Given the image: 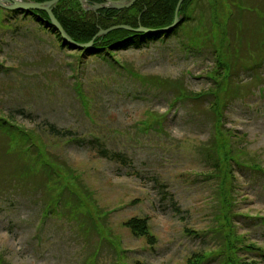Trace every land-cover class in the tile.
<instances>
[{
  "label": "rangeland",
  "instance_id": "1",
  "mask_svg": "<svg viewBox=\"0 0 264 264\" xmlns=\"http://www.w3.org/2000/svg\"><path fill=\"white\" fill-rule=\"evenodd\" d=\"M191 2L176 35L87 58L0 7V118L45 151L0 128V264H264V64L237 66L238 50L264 55V0ZM177 87L219 101L205 108L225 128L173 103Z\"/></svg>",
  "mask_w": 264,
  "mask_h": 264
},
{
  "label": "trees",
  "instance_id": "2",
  "mask_svg": "<svg viewBox=\"0 0 264 264\" xmlns=\"http://www.w3.org/2000/svg\"><path fill=\"white\" fill-rule=\"evenodd\" d=\"M38 2H45L48 0H35ZM90 2H101L102 0H89ZM180 0H138L133 6L126 8L121 11L116 10H108L102 9L98 12H86L82 9L80 3L77 0H62L60 1L53 9V13L56 16L57 20L61 23L64 30L67 34L77 43L85 44L92 41L100 29H108L117 25H128L133 28H138L139 26H143L145 28L160 30L164 28H168L174 23L175 20V11ZM194 0H185L180 8V16H182V22L174 29L166 30L165 32H153L148 34H136L133 32H127L124 30L114 31L104 37H98L95 40L94 46L89 49L77 50L75 47L69 45L64 39L61 37L60 33L54 28L49 22V17L46 13L40 11H32V12H21L15 11V14H23L26 18L32 17V19L38 23L41 28L46 29L50 33H52L58 41L60 42V46L64 49L77 50L80 51L81 57H97L102 55H109L110 53L118 52V51H127L131 48L134 49H142L145 45H148L152 42H156L157 40L168 39L173 35H176L178 31L185 25L191 23L195 20L194 16L190 14L189 9L194 2ZM211 5V4H210ZM213 6V4H212ZM211 7V14L213 16V11L215 8ZM231 8H234L232 5ZM193 11V9H192ZM215 13V12H214ZM28 16V17H27ZM216 16V14H215ZM213 16V18L215 17ZM213 18H211V22L214 23ZM237 16L232 14L228 21L227 36L229 44H238V47L246 42V35L244 38L242 37L243 32H240L238 39H234L233 34V21L236 22ZM215 24V23H214ZM237 25V22H236ZM239 40L242 41V44L239 45ZM245 40V41H244ZM252 47H264V42H254L252 43ZM192 48V47H191ZM254 63V64H252ZM264 64V55H256L254 56L251 53V50L248 49L247 52L244 50L237 51V66L238 69H245L247 72H250L252 69H255L257 65ZM222 65V66H221ZM220 68L223 72L226 73L227 83L233 73L234 69V61L232 60V56L230 55V59L225 64H220ZM176 93L174 94L175 98L173 103L178 104L181 102L191 101L193 104L197 106V109L205 112L206 115L209 116L210 120H212V129L216 128L219 120H221V127L225 128V120L218 119L214 113H208L207 107L214 109L215 106L220 104L218 101H211L207 103L203 98L202 94H196L193 92L186 91L183 88L177 87ZM240 92L248 91L244 87L239 88ZM211 94H217L215 91L209 92ZM219 94V93H218ZM201 97V98H200ZM201 104L202 106H199ZM8 118H0V128L6 130L7 134L10 136H14L16 133L11 130V123L8 121ZM217 122V123H215ZM222 136L226 138L224 141L231 147L232 140L227 137V134L231 132L229 129H225V132H222ZM52 135L56 137H64L69 139H74L72 136V132L69 130H61L55 126L50 127V131ZM31 134L33 132L24 131L19 132L16 136H18L17 143L22 142L24 144L21 145L22 149H25V152L29 155V153L36 157L39 161L43 158L44 152H42L41 148L37 147L38 143L41 142V137L36 135L33 137ZM10 136V137H11ZM14 136V137H16ZM11 137V138H14ZM12 140V139H11ZM76 140V139H75ZM29 143L31 145L26 144ZM94 144V141L90 142ZM215 148H218L219 145L216 141L213 143ZM34 147L35 152H33L32 148ZM46 156L49 154L46 152ZM100 154L104 158H109V152L106 149H100ZM50 156V155H49ZM211 158V156H210ZM51 159V158H50ZM54 161V159H52ZM218 162V160H216ZM217 168L218 165L214 164ZM148 219H140L133 218L130 219L126 226L131 229L133 235L135 237H147L153 242V236L149 233V226L147 223ZM135 264H145L143 262H137Z\"/></svg>",
  "mask_w": 264,
  "mask_h": 264
},
{
  "label": "water",
  "instance_id": "3",
  "mask_svg": "<svg viewBox=\"0 0 264 264\" xmlns=\"http://www.w3.org/2000/svg\"><path fill=\"white\" fill-rule=\"evenodd\" d=\"M62 0H48L46 2H37L32 0H0V7L7 10H20V11H41L45 12L52 26H54L58 32L61 34L62 38L69 43L71 46L75 47L79 50L89 49L94 46L95 40L98 37H104L114 31L124 30L127 32H133L136 34H147L152 32H165L169 29H174L176 26L180 24L182 21V16L179 15L180 8L182 3L185 0H180L175 11V20L174 23L168 28L160 29V30H152L149 28H145L143 26H139L138 28H133L128 25H117L110 27L108 29H100L95 38L89 43L80 44L75 41L67 34V32L62 27L61 23L57 20L56 16L53 13L54 7ZM81 7L86 12H97L102 9L108 10H116L121 11L126 8L133 6L138 0H103L101 3H90L87 0H78Z\"/></svg>",
  "mask_w": 264,
  "mask_h": 264
}]
</instances>
